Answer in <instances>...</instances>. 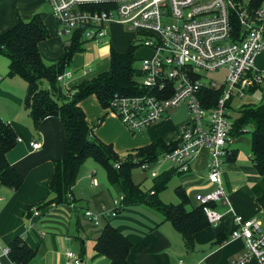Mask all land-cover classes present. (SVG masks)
<instances>
[{
  "label": "crops",
  "instance_id": "crops-1",
  "mask_svg": "<svg viewBox=\"0 0 264 264\" xmlns=\"http://www.w3.org/2000/svg\"><path fill=\"white\" fill-rule=\"evenodd\" d=\"M47 7L49 10H46ZM49 7L47 0H0V33L12 28L19 19L30 21L34 15L41 14L50 38L42 42L39 49L44 62L52 65L64 56L65 39L59 36V23L53 18ZM124 31L121 24L113 25L110 38L103 46V58L94 59L86 51L76 54L68 67L73 73L72 78L65 84L60 83L63 91H71L84 80L106 72L110 67L111 49L122 53L132 44L135 35L126 33L123 36L121 32ZM258 59L264 60V54ZM258 68L264 70V67ZM8 72L9 64L0 63V120L10 123L17 134V143L7 154V159L22 176L23 183L18 190L0 184L1 247H8L15 239L21 238L36 251L28 264H110L107 257L95 250L96 240L106 224L110 223L133 245L128 257L129 264H179L180 261L185 264H231L245 252L244 240L231 237L235 227L234 218L221 203H217L215 209L224 214L223 219L217 225H210L198 232L191 251H187L182 235L173 225L146 205L126 207L116 217L105 218L98 225L93 224L84 216V212L90 210L99 213L104 208H112L117 196L106 179L107 174L104 172L102 175L100 170L97 171L95 166L100 165L92 159H88L81 167L69 204H46L51 199L48 186L54 175L55 162L65 154L63 123L59 117H49L36 128L24 106L27 83L21 77H8ZM262 87L252 93L261 92L263 95ZM81 107L93 137L112 145L120 156H126L157 140L167 143L177 141L179 126L183 123L171 122L168 114L156 125L131 135L117 115L103 108L95 96L84 100ZM32 142H38L40 148L33 150ZM235 142L236 139L232 137L229 150L236 157L234 160L225 159L221 174L222 187L236 213L246 219L264 222V209L259 201L264 195V175L255 172L251 156L242 159L239 150L231 146ZM209 163L210 152L205 148L192 162L187 173L173 177L178 178L175 190L178 187L184 189L193 205H198L197 194L207 195L219 188L209 180ZM93 173L98 186L91 182ZM153 185L154 178L144 191H150ZM160 198L165 202L162 193ZM35 210L39 211V215H34ZM220 238L221 243L218 244ZM69 251H73L76 257L69 258ZM1 264L13 263L5 257ZM248 264L258 263L253 260Z\"/></svg>",
  "mask_w": 264,
  "mask_h": 264
},
{
  "label": "built area",
  "instance_id": "built-area-1",
  "mask_svg": "<svg viewBox=\"0 0 264 264\" xmlns=\"http://www.w3.org/2000/svg\"><path fill=\"white\" fill-rule=\"evenodd\" d=\"M47 1L59 23V36L65 41L81 31L86 41L101 43L110 26L117 23L140 37L141 46L150 52L140 70L139 85L145 93L116 96L108 109L133 133L160 122L182 105H186L189 117L179 126L177 148L162 154L155 163H139L138 168L151 171L160 165L161 170L162 165L169 163L177 173H187L201 151L209 149V180L219 188L207 195L197 194L196 201L204 206L211 225H217L224 217L209 205L211 202L221 203L233 215L231 237L244 240L246 250L231 264L253 260L264 264V222L236 213L221 182L223 164L231 154L234 119L227 114L230 102L234 96L243 98L251 89L264 85V70L256 66V60L264 54V1L259 8L235 0ZM223 68L228 71L224 86L203 82L201 72ZM72 76L66 70L57 80L65 84ZM205 88L221 92L211 108L203 105ZM31 146L33 150L40 148L38 142ZM160 170L152 171L151 176L158 177ZM91 178L92 184L98 186L94 173ZM122 201L120 196L112 208L99 213L86 210L84 216L98 225L105 218L116 217L122 210ZM34 215H39V211L35 210ZM9 252V247L0 246V264ZM67 256L76 257L73 251Z\"/></svg>",
  "mask_w": 264,
  "mask_h": 264
},
{
  "label": "trees",
  "instance_id": "trees-1",
  "mask_svg": "<svg viewBox=\"0 0 264 264\" xmlns=\"http://www.w3.org/2000/svg\"><path fill=\"white\" fill-rule=\"evenodd\" d=\"M259 8L264 0H235ZM1 24V17H0ZM240 29V27H239ZM50 38L49 30L41 14L30 21L21 19L9 30L0 33V55L9 60L8 77H21L27 83L24 106L29 111L36 128L49 117H59L66 134L64 157L55 162L54 175L49 183V196L46 204H69L72 189L75 186L83 164L92 159L102 166L110 185L123 196L122 210L126 207L146 205L160 213L182 235L187 251L195 246V235L211 224L204 206L193 205L186 191L178 187L175 192L179 198L176 204L165 203L160 194L176 174L174 169L162 172L154 178L150 191H144L134 182L132 173L139 163H155L159 157L173 151L178 140L170 143L157 140L148 146L136 149L126 156H120L112 145L105 144L93 137L92 129L81 107V103L95 96L100 105L108 109L116 96H135L145 93L136 78L141 76L135 68V54L138 46L134 43L122 53L111 49L110 67L98 76L84 80L73 90L64 92L58 76L70 66L78 53L85 52L88 43L82 32L74 33L65 41L64 56L56 63L44 62L39 46ZM45 84H48L46 86ZM258 88L250 90V93ZM219 90L203 89V105L213 107L220 96ZM245 133L251 134V161L255 172L264 175V102L260 105H245L234 120L231 137L238 138ZM17 143V134L10 123L0 120V184L18 190L22 176L11 166L7 154ZM231 152V151H230ZM231 152L226 159L234 160ZM264 206V195L259 199ZM216 208L217 203L209 204ZM221 243V238L218 239ZM8 258L13 264H28L35 257V249L21 238L15 239L9 246ZM133 245L131 241L110 223L106 224L96 240L95 250L109 259L110 264H129L128 257Z\"/></svg>",
  "mask_w": 264,
  "mask_h": 264
},
{
  "label": "rangeland",
  "instance_id": "rangeland-1",
  "mask_svg": "<svg viewBox=\"0 0 264 264\" xmlns=\"http://www.w3.org/2000/svg\"><path fill=\"white\" fill-rule=\"evenodd\" d=\"M46 10H49L48 7ZM113 25H115V24H113ZM113 25L110 26L109 31H108L109 34L105 38L104 41H102L101 43L88 42L85 45L84 48L86 50L87 55L88 54L91 55L94 59H95V57L96 58L97 57L103 58L104 51H105L104 50L105 48L103 46L106 44L105 41L109 40V38H110L111 31L113 29ZM122 26H124V25H122ZM124 29H125V31L121 32V33H123V36L126 35V33L135 35L134 37L132 36L133 37L132 43H134L136 41L135 45L138 46V48H137V51L135 54L134 66L138 70H142L143 59L147 58L150 55V52L146 48L141 46V44H140L141 39L135 32L129 31L126 26H124ZM0 61H1L0 63H2V64L7 62V66L9 64L8 60L6 58L0 57ZM256 66L257 67L258 66L264 67V60L257 59L256 60ZM227 74H228V71L226 68H223L217 72H212V73H205V72L200 73V75L203 77L204 83H209L212 81V82L217 83L219 87H222L225 85V80H226ZM136 80L138 81V83H140L142 80L141 76H138L136 78ZM262 88H264V87H262ZM263 95L261 94V92H256L254 94L249 92L243 98H238V97L234 96L233 100L230 102V106L227 109V114L229 115V117H231L232 119L235 120L239 116L241 109L245 105H260L262 102H264V96ZM169 115H170V121L174 122L176 124L184 122L189 117L186 105H182L176 109L171 110ZM126 129L128 130V128H126ZM129 133L131 135L133 134V132H131V131H129ZM235 139H236V142L231 146L234 148H237L239 150V153H240V156L242 157V159L243 158L248 159L249 156H251V134L245 133L238 138L236 137ZM90 161L93 162L92 160H90ZM171 166L172 165L169 163L162 165L163 168L160 170V165H156L151 171H143L140 168H136L132 173L133 180L136 184L141 185L143 190H146V188H148L149 185L152 183V179H153L151 176L152 171L160 170L161 172H164V171L170 169ZM95 169L97 171L100 170V173H102V175H104L103 173L105 172V170L102 166L97 165V166H95ZM106 179H107V177H106ZM177 179H178L177 177L174 178L168 184L167 189H165L162 192V196H163L166 203H173V204L177 203V197H176V194L174 191L176 186H177V183H178ZM114 194H115V196H117L116 198L119 200L120 195L118 194V192L116 190H115Z\"/></svg>",
  "mask_w": 264,
  "mask_h": 264
}]
</instances>
